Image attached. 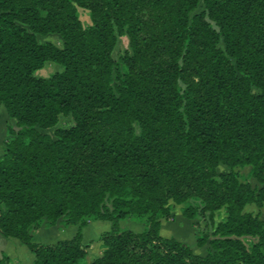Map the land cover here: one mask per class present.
Returning a JSON list of instances; mask_svg holds the SVG:
<instances>
[{
    "label": "trees",
    "instance_id": "obj_1",
    "mask_svg": "<svg viewBox=\"0 0 264 264\" xmlns=\"http://www.w3.org/2000/svg\"><path fill=\"white\" fill-rule=\"evenodd\" d=\"M197 4L0 0V106L18 127L0 157V235L33 264H264V220L248 210L264 202V0H204L190 16ZM117 34L128 49L115 60ZM46 61L61 71L40 75ZM192 200L224 210L205 255L160 233L175 203L194 218ZM126 217L142 231L121 229ZM43 219L110 228L87 261L81 230L34 242Z\"/></svg>",
    "mask_w": 264,
    "mask_h": 264
},
{
    "label": "rangeland",
    "instance_id": "obj_2",
    "mask_svg": "<svg viewBox=\"0 0 264 264\" xmlns=\"http://www.w3.org/2000/svg\"><path fill=\"white\" fill-rule=\"evenodd\" d=\"M205 8L204 0H198V4L193 12L190 13V16L193 13L200 12ZM79 17L81 22L84 25L90 24V16L89 11L84 8H79ZM39 41H51L56 45H60L61 39L60 36L56 33H47L40 34L37 36ZM219 46L223 47V43L220 41ZM128 49V39L126 35L117 34V39L115 46L112 50V56L115 60L119 58L120 55L124 53V51ZM62 67L60 64L53 61H46L43 65V68L40 70V75H49L56 71H61ZM69 121L66 117L60 116L56 126H67ZM7 126L17 129V125L15 124V120L10 118L5 111L3 106H0V157L4 154L5 145L7 140L9 139V135L7 133ZM48 133H53V128H49L46 130ZM249 167H241L238 168V175L240 180L248 181L252 187L258 188L260 184L256 181L254 177L249 174ZM193 206L197 209V213L194 218H186L182 215V207L185 204L175 203L171 207L170 217L169 219L161 218V221H169L171 222V226L175 227L176 234H164L166 237H175L177 240L187 244L193 250V252L205 255L208 248V241L214 237L213 230L215 225L221 218L224 216V210L220 209L214 212L213 217L209 218L207 212H201L200 208L202 206L200 201L192 200L190 201ZM248 210L253 214V216L258 219L264 220V202L261 205L251 204L248 207ZM109 223L108 221L96 220L87 222L85 226L71 225L63 226L59 222H57L53 226H48L46 219L40 223L39 228L34 230L32 234V240L34 242L41 243H54L57 240L63 238L72 237L78 230H81L83 234V244L86 245V255L84 257L85 260H92L95 256L99 255L102 251L101 242L99 241V237L103 231L108 230L110 228V223L108 228H104L103 224ZM136 225H141L129 217H126L119 221V226L121 229H131L135 231ZM70 228V229H69ZM141 229L143 226L141 225ZM142 231V230H141ZM136 232H139L136 230ZM42 234V236H40ZM44 234V235H43ZM40 236V237H38ZM42 239V241H37ZM197 238H205L206 243L202 246L197 245ZM243 242L250 246L252 242L256 241V237L252 236H241L240 237ZM0 254H6L10 261L9 264H33V256L28 251L27 247L23 245L18 239L13 237H3L0 235Z\"/></svg>",
    "mask_w": 264,
    "mask_h": 264
},
{
    "label": "crops",
    "instance_id": "obj_3",
    "mask_svg": "<svg viewBox=\"0 0 264 264\" xmlns=\"http://www.w3.org/2000/svg\"><path fill=\"white\" fill-rule=\"evenodd\" d=\"M110 223V222H109ZM109 223H105V224H103V227L104 228H108V225H109ZM171 222H169V221H161L160 222V233H161V235H163L164 236V234H168V235H170V234H176L177 232H176V230H175V227H172L171 225ZM71 228L72 227H74V226H70ZM135 229L137 230V231H141L142 229H141V225H136L135 224ZM70 229V228H69ZM135 230V231H136ZM44 235V234H43ZM40 236H42V234H40ZM40 236H38V237H40ZM172 237V236H171ZM175 238V237H174ZM177 239V238H176ZM37 241H42V242H44V240H42V239H40L39 238V240H37ZM31 256H33L32 254H31Z\"/></svg>",
    "mask_w": 264,
    "mask_h": 264
}]
</instances>
